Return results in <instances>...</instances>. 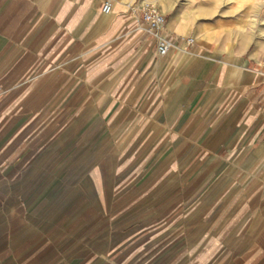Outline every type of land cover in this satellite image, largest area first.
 Returning a JSON list of instances; mask_svg holds the SVG:
<instances>
[{"label":"crops","instance_id":"obj_1","mask_svg":"<svg viewBox=\"0 0 264 264\" xmlns=\"http://www.w3.org/2000/svg\"><path fill=\"white\" fill-rule=\"evenodd\" d=\"M230 1L257 22L0 0V264H264V0Z\"/></svg>","mask_w":264,"mask_h":264},{"label":"built area","instance_id":"obj_2","mask_svg":"<svg viewBox=\"0 0 264 264\" xmlns=\"http://www.w3.org/2000/svg\"><path fill=\"white\" fill-rule=\"evenodd\" d=\"M141 18L140 30L143 35L148 37L155 45V51L158 57L164 58L172 52L176 46L175 42L166 37V19L159 11L158 7L150 2H142L136 9ZM132 8V11L135 12ZM111 4L105 2L101 12L109 14ZM179 44H184L186 47H191L194 44L193 38H179Z\"/></svg>","mask_w":264,"mask_h":264},{"label":"rangeland","instance_id":"obj_3","mask_svg":"<svg viewBox=\"0 0 264 264\" xmlns=\"http://www.w3.org/2000/svg\"><path fill=\"white\" fill-rule=\"evenodd\" d=\"M212 3L217 7V9L215 10V13L213 16L210 17H205L197 22L199 23H209L218 19H221L223 21H227L230 20L232 18H236L238 19L237 23L239 24V26H242L243 28L247 29L248 26H250L252 23H256L257 18L254 16H250V15H239V16H234L231 15L230 13V8L233 6L231 4L230 0H212ZM200 19V18H198ZM256 19V20H254ZM226 29H234V27H229L227 26ZM236 29H238V27H236ZM188 38H193L194 41L197 42V36L190 34L188 36Z\"/></svg>","mask_w":264,"mask_h":264},{"label":"bare ground","instance_id":"obj_4","mask_svg":"<svg viewBox=\"0 0 264 264\" xmlns=\"http://www.w3.org/2000/svg\"><path fill=\"white\" fill-rule=\"evenodd\" d=\"M111 12V11H110ZM195 42V41H194Z\"/></svg>","mask_w":264,"mask_h":264}]
</instances>
